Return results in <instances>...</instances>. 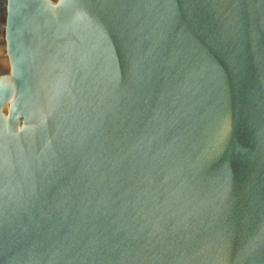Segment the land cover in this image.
<instances>
[{"label":"water","instance_id":"1","mask_svg":"<svg viewBox=\"0 0 264 264\" xmlns=\"http://www.w3.org/2000/svg\"><path fill=\"white\" fill-rule=\"evenodd\" d=\"M0 264H264V0H0Z\"/></svg>","mask_w":264,"mask_h":264}]
</instances>
